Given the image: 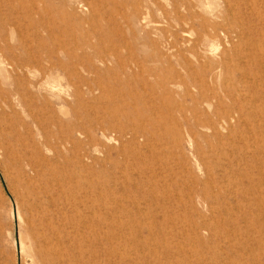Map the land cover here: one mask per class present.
I'll list each match as a JSON object with an SVG mask.
<instances>
[{
	"label": "rangeland",
	"instance_id": "1",
	"mask_svg": "<svg viewBox=\"0 0 264 264\" xmlns=\"http://www.w3.org/2000/svg\"><path fill=\"white\" fill-rule=\"evenodd\" d=\"M262 1L0 0V264H264Z\"/></svg>",
	"mask_w": 264,
	"mask_h": 264
},
{
	"label": "bare ground",
	"instance_id": "2",
	"mask_svg": "<svg viewBox=\"0 0 264 264\" xmlns=\"http://www.w3.org/2000/svg\"><path fill=\"white\" fill-rule=\"evenodd\" d=\"M243 1V0H242ZM256 2V0H255ZM242 3V2H241ZM244 3V2H243ZM245 3H248V4H251V0H246ZM244 3V4H245ZM262 3H264L262 1ZM256 4V3H255ZM264 5V4H263ZM243 6V5H242ZM250 6V5H249ZM252 6V5H251ZM250 6V7H251ZM260 6V5H259ZM244 7V6H243ZM242 7V8H243ZM246 7V6H245ZM263 7V6H262ZM239 8V7H238ZM248 8V7H247ZM255 8V7H254ZM261 8V7H260ZM251 9V8H250ZM240 10V9H239ZM257 10V9H256ZM259 10V9H258ZM241 12V11H240ZM251 12V11H250ZM253 13V12H252ZM256 13V12H255ZM262 13V12H261ZM241 14V13H240ZM244 14V13H243ZM250 14V13H249ZM264 14V13H263ZM245 16L247 14H244ZM262 15V14H261ZM249 16V15H248ZM253 16V15H252ZM256 16V15H255ZM238 17V16H237ZM243 17V16H242ZM241 17V18H242ZM262 17V16H261ZM260 17V18H261ZM236 18V17H235ZM247 18V16H246ZM249 18V17H248ZM251 18V17H250ZM249 18V19H250ZM254 18V16H253ZM256 18H259V15L256 16ZM259 18V19H260ZM239 20V19H238ZM246 20V19H245ZM243 19V21H245ZM241 21V20H240ZM239 21V23H240ZM242 21V22H243ZM250 21V20H248ZM262 23H260V22ZM247 22V21H246ZM253 22V21H252ZM251 22V23H252ZM257 25H248L246 27V29H249L247 30L246 32L242 31L240 33V35L238 36V39L240 42H242L243 39H245L246 41L244 43H246L248 48L251 47L249 53H248V56L250 57V60L253 59V60H256L258 62V64L260 65L259 67H261L262 69V73L264 74V18L261 20H258L257 21ZM245 24V23H244ZM255 24V23H254ZM226 25V24H225ZM241 25V23L239 24ZM214 28V27H213ZM223 30V28H221ZM224 33V32H223ZM236 36V35H235ZM248 66V65H247ZM258 67V68H259ZM256 68V67H255ZM259 70V69H258ZM257 72V71H256ZM246 75V74H245ZM245 107V106H244ZM258 113V112H257ZM247 115V114H246ZM232 123V122H231ZM259 259V258H258Z\"/></svg>",
	"mask_w": 264,
	"mask_h": 264
}]
</instances>
